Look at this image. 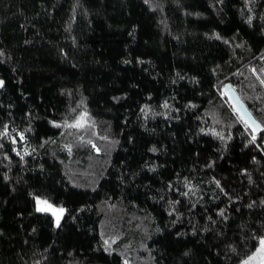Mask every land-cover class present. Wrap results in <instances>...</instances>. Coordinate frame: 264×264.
I'll return each mask as SVG.
<instances>
[{"label": "trees", "instance_id": "obj_1", "mask_svg": "<svg viewBox=\"0 0 264 264\" xmlns=\"http://www.w3.org/2000/svg\"><path fill=\"white\" fill-rule=\"evenodd\" d=\"M0 78V264L259 248L264 129L222 88L264 126V0H0Z\"/></svg>", "mask_w": 264, "mask_h": 264}, {"label": "water", "instance_id": "obj_2", "mask_svg": "<svg viewBox=\"0 0 264 264\" xmlns=\"http://www.w3.org/2000/svg\"><path fill=\"white\" fill-rule=\"evenodd\" d=\"M222 90L225 96L230 101L231 105L234 107V109L236 110L238 108L240 110L239 112H237L239 116L242 113L245 115V118H249L248 114H250V120L255 121L256 124L260 125V130L256 132H253V129L247 125L255 136L260 135L264 129V126L251 111V109L249 108L245 100L242 98L238 90L235 88V86L231 82H228L223 86ZM236 98H239L238 102ZM263 146H264V141H263Z\"/></svg>", "mask_w": 264, "mask_h": 264}, {"label": "snow or ice", "instance_id": "obj_3", "mask_svg": "<svg viewBox=\"0 0 264 264\" xmlns=\"http://www.w3.org/2000/svg\"><path fill=\"white\" fill-rule=\"evenodd\" d=\"M264 82V81H262ZM3 82L0 81V86H2ZM237 102L239 101V98H236ZM237 112H239L240 110L237 108L236 109ZM249 118H245L244 114H240V119L249 127H251L253 129V132H256L258 130H260V125L256 124L255 121H251L250 120V114H248ZM81 120H83V117L81 118ZM68 127H80L81 126V121H77L75 124H71V125H67ZM256 136L253 135L252 140L255 141ZM38 203H42L47 205V201H38ZM49 208H51V205H47V208H38L39 211H46ZM61 213L63 212V209L59 210ZM257 259L260 260V264H264V238H262L260 240V246L259 248L256 250V252L250 256L247 260H245L243 262V264H253V261H256Z\"/></svg>", "mask_w": 264, "mask_h": 264}, {"label": "rangeland", "instance_id": "obj_4", "mask_svg": "<svg viewBox=\"0 0 264 264\" xmlns=\"http://www.w3.org/2000/svg\"><path fill=\"white\" fill-rule=\"evenodd\" d=\"M0 81L3 82L2 86H0V89H1L4 85V80L2 78H0ZM38 201H47V205H51V208H49L46 211H41V212H46V213L53 215L55 218L56 225H59L62 221L64 214H65V208L61 205H57V204L52 203L51 201H49L46 198L38 196V197H36L37 210H38V208H47V205L42 204V203H38ZM60 209H63L62 213L59 211ZM253 264H260V260L257 259L256 261H253Z\"/></svg>", "mask_w": 264, "mask_h": 264}]
</instances>
